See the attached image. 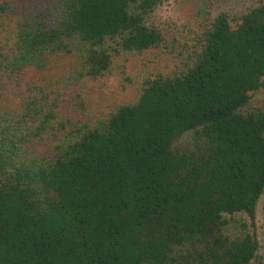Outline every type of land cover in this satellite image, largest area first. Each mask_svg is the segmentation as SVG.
I'll return each instance as SVG.
<instances>
[{
  "label": "trees",
  "instance_id": "trees-1",
  "mask_svg": "<svg viewBox=\"0 0 264 264\" xmlns=\"http://www.w3.org/2000/svg\"><path fill=\"white\" fill-rule=\"evenodd\" d=\"M35 1L0 0L1 74L63 56L97 79L162 43L148 18L164 0ZM263 78L258 4L216 15L181 67L93 123L67 128L39 92L0 110V264H264V109L248 107Z\"/></svg>",
  "mask_w": 264,
  "mask_h": 264
},
{
  "label": "rangeland",
  "instance_id": "rangeland-1",
  "mask_svg": "<svg viewBox=\"0 0 264 264\" xmlns=\"http://www.w3.org/2000/svg\"><path fill=\"white\" fill-rule=\"evenodd\" d=\"M258 4H264V0H164L148 18V24L162 36L158 47L115 56L109 72L97 79H75L70 73L71 59L63 56L51 58L47 69L41 72L27 69L18 75L0 73V110L14 116L30 95L39 92V103L51 110L56 119L65 121L67 128L73 123H93L117 106L133 104L144 80L157 74L169 75L181 67L216 15L225 12L236 17ZM7 23L12 26L11 21ZM3 36L5 32H1L0 43L4 42ZM6 44H0V53L7 49ZM248 107L264 109V78ZM39 138L36 153L47 156L52 136ZM235 218L245 219L244 215ZM254 232L258 255L264 260V191L256 206Z\"/></svg>",
  "mask_w": 264,
  "mask_h": 264
}]
</instances>
